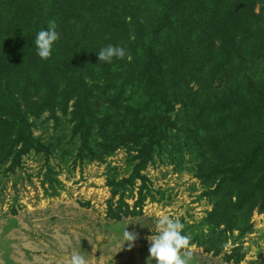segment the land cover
Wrapping results in <instances>:
<instances>
[{"label": "trees", "instance_id": "obj_1", "mask_svg": "<svg viewBox=\"0 0 264 264\" xmlns=\"http://www.w3.org/2000/svg\"><path fill=\"white\" fill-rule=\"evenodd\" d=\"M49 20H55L59 39L52 55L42 60L33 40ZM108 44L123 47L126 57L99 63L96 52ZM250 53L256 60L246 66ZM260 73H264V0H0V162L10 161L15 169L30 153L49 156L50 148L33 134L30 116L49 111L55 118L58 110L67 112L71 101L81 151L90 150L95 124L109 121L98 119L94 91L101 89L111 105L131 85L141 90L144 108L152 114L128 128L127 139L138 147L131 176L109 185L113 196L124 194L136 180L145 187L141 172L175 127L171 115L183 97L177 84L203 75L223 87L226 80H237L235 76L247 74L251 80L250 74ZM243 87L235 82L223 91L229 98L216 96L202 106L204 116L222 113L217 123L233 124L217 128L211 137L215 149L220 143L228 145L227 155L220 158L213 150L215 162L204 183L210 186L216 179L220 183L206 194L213 203L204 220L208 233L190 240L213 256L223 253L226 232L241 233L255 209L264 213V174L251 175L264 156V80L259 84L251 80ZM111 89H117L114 97L109 95ZM254 126L260 131L253 133ZM244 139L253 142V149L241 159L236 155L245 149L240 146ZM194 146L207 149L204 143ZM237 184L241 187L234 195ZM144 198L141 188L138 205ZM110 215L119 219L116 211ZM221 226L224 229L218 231ZM242 258L224 256L236 264Z\"/></svg>", "mask_w": 264, "mask_h": 264}, {"label": "rangeland", "instance_id": "obj_2", "mask_svg": "<svg viewBox=\"0 0 264 264\" xmlns=\"http://www.w3.org/2000/svg\"><path fill=\"white\" fill-rule=\"evenodd\" d=\"M5 16L7 21L9 16ZM251 55L246 58V66H253L252 61L256 60ZM245 76L228 79L223 87L217 80L208 82L203 75L177 84L184 98L174 105L171 118L175 127L169 141L153 154L141 172L145 187L141 180H136L133 187L128 186L124 194L116 196L109 182L120 183L129 178L137 164L138 147L127 139L128 128L152 114L144 108L141 90L129 85L113 105L107 103L108 95L101 89L94 91L100 111L98 119L105 117L109 121L95 124L88 151H81L73 101L65 114L58 110L55 118L49 111L30 116L34 136L51 153H30L15 169H11L10 161L0 162V264H68L73 252L83 255L86 264H148L147 237L156 234L155 221L164 215L183 223V231L190 240L202 233L206 235L204 220L213 211V203L206 194L216 189L220 179L207 186L204 178L211 172L214 157H225L228 146L220 143L216 149L211 147V137L217 128L228 123H217L224 117L222 113L204 116L202 106L205 100H216V96H221L219 100L229 98L223 91L232 89L235 82L243 87L251 80L257 84L264 80V73L259 77L250 74L251 80ZM116 91L111 89L109 95L114 97ZM259 131L260 127L254 126L252 132ZM256 141L254 138V144ZM245 142L249 147L244 146ZM253 142L244 139L240 146L245 149L236 157L246 158ZM201 143L207 149L194 146ZM260 159L250 172L257 178L264 174V156ZM240 187L237 184L233 188L234 195ZM141 188L145 196L142 206L137 203ZM111 211L118 212L119 219L111 217ZM128 223L127 230L137 236L131 249L127 243L123 245L117 228ZM223 229L221 226L218 231ZM225 234L226 245L220 256L191 243L190 264H236L226 262V254L243 256L238 264H264V213L258 208L241 233L233 229Z\"/></svg>", "mask_w": 264, "mask_h": 264}, {"label": "clouds", "instance_id": "obj_3", "mask_svg": "<svg viewBox=\"0 0 264 264\" xmlns=\"http://www.w3.org/2000/svg\"><path fill=\"white\" fill-rule=\"evenodd\" d=\"M59 39L57 25L55 20H49L46 28H41L35 33L33 46L35 54L42 60H47L53 52L54 45ZM99 63H112L114 59L119 60L126 57V50L119 46L108 44L96 52ZM130 59V57H128ZM125 224L122 228L117 225L121 232L123 245L127 243L129 249L134 247L137 236L130 233ZM184 224L179 220L170 218L167 215L160 216L155 221L156 234L147 237L148 264H190L191 250L190 237L184 230ZM152 232V231H151ZM68 264H86L85 257L79 253L73 252Z\"/></svg>", "mask_w": 264, "mask_h": 264}]
</instances>
